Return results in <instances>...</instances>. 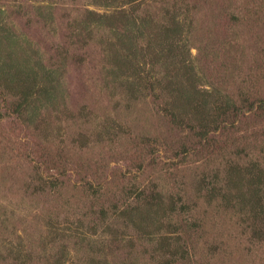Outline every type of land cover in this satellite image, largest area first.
Masks as SVG:
<instances>
[{
  "label": "rangeland",
  "instance_id": "1",
  "mask_svg": "<svg viewBox=\"0 0 264 264\" xmlns=\"http://www.w3.org/2000/svg\"><path fill=\"white\" fill-rule=\"evenodd\" d=\"M98 1L55 0L54 20L47 18L45 21L33 8L39 5L35 0H0V7L13 15L11 21L17 30L25 32L44 54L43 63L48 69L51 65L52 68L61 66L63 60L66 63L65 103L58 111L47 110L38 122L29 124L30 127L12 117H4L5 112L0 114V264L14 262V257L9 256L11 251L14 255L33 253L36 264L54 258L62 259L63 264H81L88 257L89 242L96 251H104L97 257L101 264H120L124 260L130 263L131 257L143 264L153 261L154 244L150 240L153 236L147 234L149 230L133 222L126 225L118 218L120 222L115 224L112 214L107 223L101 225H95L90 219L78 220L83 205L77 201L83 194L79 190L76 199L71 195L75 193L74 188H82V179L77 176V171L85 174L82 165L79 166L81 162L102 170L100 176L106 179L102 181L104 192L110 195L122 194V177L127 176L131 177V187H136L131 188V198L140 194L139 187L153 185L167 194L168 185L173 193L198 202L202 207L200 212L205 215L206 236L200 241L197 258L192 264H264V246L249 242L247 236H242L235 218L215 215L214 206L203 199L207 184L202 188L200 180L204 173L207 183H211L212 169L229 160L239 161L232 150L220 151L215 156L205 153L173 158L166 146L143 149L134 146L139 136L158 135L159 131L170 129V123L155 115L154 107L148 103L152 102L150 97L131 103L128 89L124 88L126 82H131V72L117 80L109 75L110 57L113 58L117 50L122 54L127 52L120 38L112 34L111 26L98 24L99 30L93 38L85 36L84 40L82 37V42L72 37L74 19L86 10L95 11L113 22L122 13L131 16L133 9L144 16L149 10L161 13L167 2L181 4L183 1L137 0L133 4L130 0L125 4L119 1L100 4ZM195 1L190 20L193 27L186 34L188 41L181 44L188 45L189 59L195 63V72L202 78L204 87L224 83L227 84L225 89L238 94L247 81L263 82L264 0ZM19 7L23 13L18 17L15 12ZM183 18L186 15L178 17L182 21ZM117 27L121 31L122 22ZM57 47L67 49L68 56L59 54V50L56 52ZM208 52L210 66L214 68L206 64ZM213 52L217 55L214 59ZM151 68L146 67V70ZM44 118L50 124L47 129L38 126ZM240 130L245 133L243 126ZM40 143L52 147L53 158H58L54 151L58 146L72 149L73 165L65 167L72 176L65 181L67 188L63 196L41 198L34 195V186L39 185L37 172L43 182L63 181L55 169L51 176L49 171L40 168ZM28 185L31 186L28 188ZM49 221L55 225L53 230ZM115 232L118 242H114L117 237L113 239ZM72 233L87 236L83 248H76L71 238H66ZM56 236L62 242L54 240ZM130 242L133 249L129 248ZM204 242L209 243L205 245ZM63 245L67 246L64 251ZM99 247L104 250H98Z\"/></svg>",
  "mask_w": 264,
  "mask_h": 264
},
{
  "label": "trees",
  "instance_id": "2",
  "mask_svg": "<svg viewBox=\"0 0 264 264\" xmlns=\"http://www.w3.org/2000/svg\"><path fill=\"white\" fill-rule=\"evenodd\" d=\"M54 1L35 0L39 5L33 8L45 21L47 18L53 21L56 10ZM117 1L123 4L127 2H98L105 4L104 2ZM130 1L133 4L137 0ZM182 1L181 4L167 2L160 10L161 13L149 10L145 11L144 16L133 9L131 16L122 13L113 22L95 11L86 10L74 19L72 37L82 42V37L84 40L85 36L93 38L95 31L99 30L98 24L111 26L112 34L120 38L127 52L122 54L117 50L113 58L110 55L112 66L109 75L117 80L131 72V82H126L127 86L124 87L128 89L127 96H131V103L148 100L147 96L150 97L152 102L148 103L154 107L155 115L170 123L171 128L165 132L159 131L158 135L139 136L133 143L134 146L139 149L166 146L173 158L186 154L203 156L205 153L215 156L220 151L232 150L239 161L229 160L212 169L211 183H207L206 172L204 173L200 180L202 188L207 184L203 199H206L208 205L214 206L215 215H230L235 218L242 229V236H247L249 242L264 246V126L259 127L264 124V81H247L246 86L238 90V94L225 89L226 83H211L209 88L204 87L202 78L195 72V63L189 59L188 45L181 44L184 40L188 41L186 34L193 27L190 21L192 11H195L192 2L196 1ZM15 13L22 14L21 7ZM183 15H186L183 21L178 19ZM12 17L6 8L0 7V114L5 112L4 117H12L29 126L38 122L47 110L52 108L58 111L61 104L65 103L63 78L66 63L63 60L61 66L52 68L51 65L48 69L43 63L44 54L25 32L17 30L18 27L11 21ZM120 22L121 31L117 27ZM62 49L65 48L57 47L56 52L59 50V54L67 57L69 51L65 49V52H60ZM215 55L213 52V59ZM206 56L208 67L214 68L210 66L209 52ZM149 66L152 68L147 71L146 67ZM39 122L38 126L48 128L49 123L45 118ZM242 126L245 133L240 130ZM61 143L64 144V141ZM40 148V168L49 171L51 176L54 175L51 171L55 169L58 171L56 175H61L63 181L43 182L37 172L36 180L39 185L34 186V195L41 198L63 196L67 188L65 181L72 176L65 171L67 164L73 165L72 149L58 146L54 149L58 158H53L52 147L40 143ZM155 163L153 162V166ZM80 165L85 173L82 175L77 171V176L82 179V188H74L75 193L71 195L76 199L79 190L83 194L82 199L77 201L79 205H83L82 211L78 213V220L90 219L95 225H101L106 224L108 216L112 214L115 224L120 221L126 225L133 222L149 230L147 234L153 236L150 239L154 244L153 261L144 264L194 262L200 241L206 236L205 215L200 212L202 207L198 202L190 201L180 193H173L168 185L167 191L165 189L167 194L153 185L139 187L140 194L131 198V188L134 185L131 187V177L127 176L122 177V194L110 195L104 192L102 181L106 182V179L100 176L102 170L86 166L82 162ZM73 174L75 175L74 172ZM29 186L31 185L28 188ZM53 224L51 221L48 223L52 230L55 226ZM161 231L164 232L163 235ZM116 237L117 232L113 239ZM66 238H71L78 249L83 248L87 241V236L75 233ZM54 240L61 241L59 236ZM118 241L117 237L114 242ZM208 243L204 242L205 245ZM88 245V257L81 264H101L97 257L104 251H96L91 242ZM129 248H134L131 242ZM65 249L67 246L63 245V251ZM9 256L14 257L12 264H36L33 253L24 255L19 252L14 255L11 251ZM44 264H63V261L54 258ZM120 264L143 263L131 257L130 263L124 260Z\"/></svg>",
  "mask_w": 264,
  "mask_h": 264
}]
</instances>
